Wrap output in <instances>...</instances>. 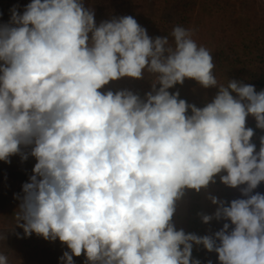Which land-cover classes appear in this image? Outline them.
I'll return each mask as SVG.
<instances>
[{
    "label": "clouds",
    "instance_id": "clouds-1",
    "mask_svg": "<svg viewBox=\"0 0 264 264\" xmlns=\"http://www.w3.org/2000/svg\"><path fill=\"white\" fill-rule=\"evenodd\" d=\"M9 13L0 22V161H36L14 194L23 237L58 239L67 248L59 264L82 255L83 264H201L194 245L218 264H264V193L254 192L264 182V135L257 150L246 126L252 116L264 130V89L221 83L210 51L181 25L170 42L131 15L97 23L85 0H30ZM145 72L154 78L143 95L101 91ZM186 79L215 95L189 103L176 87ZM221 173L243 197L209 195L217 208L201 219H223L222 228L178 230L172 218L185 190ZM0 264H9L3 252Z\"/></svg>",
    "mask_w": 264,
    "mask_h": 264
},
{
    "label": "trees",
    "instance_id": "trees-1",
    "mask_svg": "<svg viewBox=\"0 0 264 264\" xmlns=\"http://www.w3.org/2000/svg\"><path fill=\"white\" fill-rule=\"evenodd\" d=\"M251 1H254L255 6L260 3V0H131L130 4L118 0H85V3L94 9L97 23L114 16L131 15L147 29L150 36L166 35L170 42L172 41L170 33L174 26L181 25L191 29L198 46H204L212 54L214 74L218 80L222 78L226 83L231 78L243 80L254 84L259 91L264 89V17L259 22L258 14L256 21L251 22L247 17L240 15L241 6ZM153 78L151 74L145 72V78L142 80L125 77L111 81L101 91L127 88L143 95L150 89ZM176 87L179 88L181 98L198 107L209 102L216 93L214 88L204 89L196 81L189 79ZM246 126L254 129L252 142L256 144L258 150L259 136L264 135V130L256 128V121L252 116L247 117ZM35 162V158L31 156L18 164L13 163L12 159L11 163L0 161L2 215L13 208L10 193L15 187L12 188L11 185L27 181ZM222 174L224 173L215 176V182L209 183L212 195L225 202L243 198L239 187L232 188L220 181ZM254 192L264 193V182H261ZM204 204L201 190L197 192L194 189H186L176 203L179 209H176L172 218L175 227L197 235H209V230L213 226L221 229L218 222L224 224L225 220L223 222L213 218L207 224L202 221L201 215H211L215 212L209 213ZM18 241L19 239L16 240ZM0 242V246H5V241ZM6 243L9 245V240H6ZM38 244H42L40 246L47 251L43 264H59L58 258L62 253H59L58 248L62 243L58 239ZM30 249L28 252L30 264H34L37 259L36 251ZM192 256L198 258L201 264H207L209 260L212 264H218L217 254L214 251L208 252L203 245H194ZM74 260L75 264H83L84 256L74 257Z\"/></svg>",
    "mask_w": 264,
    "mask_h": 264
},
{
    "label": "rangeland",
    "instance_id": "rangeland-1",
    "mask_svg": "<svg viewBox=\"0 0 264 264\" xmlns=\"http://www.w3.org/2000/svg\"><path fill=\"white\" fill-rule=\"evenodd\" d=\"M122 3L130 4L131 0H118ZM30 0H0V22L7 21L9 18V9L13 6L18 4L23 10V5L29 3ZM221 4V3H220ZM219 4V5H220ZM259 14L258 20L262 19L264 17V0H260V3L255 6L254 1L249 2V4H245L241 6L240 8V15L243 17H247L251 22L256 21V17ZM221 83H225V80L222 78L219 79ZM215 89V88H214ZM216 91V89H215ZM12 162L15 164L20 163L21 158L16 155L11 157ZM13 183L11 187H15L11 191V201L13 202V208L11 211L4 213V215L0 212V233H6L7 234V240H9V245H7L5 240V246H0V252H3L6 254L9 258V264H30V257H29V249H34L35 256L37 259L34 261V264H43L44 259L46 258V250L43 249L38 243H42L43 241H46L42 236H38L35 233H33L30 237H23V229L15 227V220H14V212L17 209L19 201L14 198L15 193H21V186L22 183L18 182ZM201 193L205 202V208L209 213H212L216 210L217 205L213 204L211 200L208 198L209 195H212V191L210 190V186L208 185L207 188H202ZM214 196V195H212ZM176 209H179V206L176 207ZM223 221V219H221ZM224 222V221H223ZM219 226L222 227L223 224L221 222H218ZM212 229L209 230V235L211 233H214L215 231L219 230L220 228H216V226L211 227ZM14 229V231H13ZM211 231V233H210ZM16 233H20L21 237H18ZM19 239V245L16 240ZM1 244V242H0ZM38 244V247H37ZM3 245V244H2ZM7 247V248H6ZM15 248V249H14ZM30 249V250H32ZM67 250L66 245L60 244L58 251L59 253L63 254V251ZM17 251V252H16ZM34 257V258H36Z\"/></svg>",
    "mask_w": 264,
    "mask_h": 264
}]
</instances>
